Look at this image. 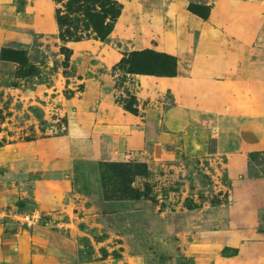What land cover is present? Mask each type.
Here are the masks:
<instances>
[{
    "label": "rangeland",
    "instance_id": "374dc122",
    "mask_svg": "<svg viewBox=\"0 0 264 264\" xmlns=\"http://www.w3.org/2000/svg\"><path fill=\"white\" fill-rule=\"evenodd\" d=\"M66 1L0 0V264H264V0H115L78 41Z\"/></svg>",
    "mask_w": 264,
    "mask_h": 264
},
{
    "label": "trees",
    "instance_id": "16d2710c",
    "mask_svg": "<svg viewBox=\"0 0 264 264\" xmlns=\"http://www.w3.org/2000/svg\"><path fill=\"white\" fill-rule=\"evenodd\" d=\"M65 12H55V21L60 27V36L66 41H78L80 32L91 30L99 38H104L112 29L114 21L120 13V6L115 0H67ZM190 10L205 19L208 12L198 13L192 7ZM69 52V49L63 47ZM148 50L133 52L128 58H122L119 63L127 66L128 74H150L154 76L175 75V59L166 54L154 55L150 59ZM67 58L68 55L64 54ZM156 57V58H155Z\"/></svg>",
    "mask_w": 264,
    "mask_h": 264
}]
</instances>
